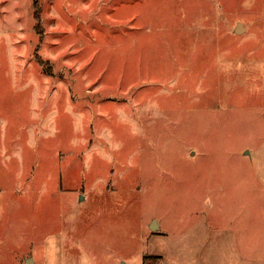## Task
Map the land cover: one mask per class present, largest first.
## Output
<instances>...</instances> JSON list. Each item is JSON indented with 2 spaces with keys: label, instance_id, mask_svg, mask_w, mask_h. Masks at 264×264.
<instances>
[{
  "label": "rangeland",
  "instance_id": "rangeland-1",
  "mask_svg": "<svg viewBox=\"0 0 264 264\" xmlns=\"http://www.w3.org/2000/svg\"><path fill=\"white\" fill-rule=\"evenodd\" d=\"M253 215L264 0H0V264H264Z\"/></svg>",
  "mask_w": 264,
  "mask_h": 264
},
{
  "label": "crops",
  "instance_id": "crops-1",
  "mask_svg": "<svg viewBox=\"0 0 264 264\" xmlns=\"http://www.w3.org/2000/svg\"><path fill=\"white\" fill-rule=\"evenodd\" d=\"M246 156H249V154H246ZM241 208H243L244 212L255 213L252 207L242 206ZM253 218L254 221L251 225H246L244 220L242 222L239 220L237 226L238 230H240V233H238L239 245L243 246V252L240 253V256L243 255L248 258H251V256L247 253L254 252L256 254L257 251H264V229L260 227L259 222H256V215H253ZM246 246H248V249H246Z\"/></svg>",
  "mask_w": 264,
  "mask_h": 264
},
{
  "label": "water",
  "instance_id": "water-1",
  "mask_svg": "<svg viewBox=\"0 0 264 264\" xmlns=\"http://www.w3.org/2000/svg\"><path fill=\"white\" fill-rule=\"evenodd\" d=\"M242 33H243V28L240 25H238L236 30H235V34L241 35ZM157 231H158V228H157L156 224H154L151 228V232L157 233ZM25 264H33V262H32V260H28Z\"/></svg>",
  "mask_w": 264,
  "mask_h": 264
}]
</instances>
